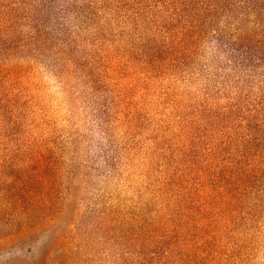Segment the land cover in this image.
<instances>
[{
  "label": "rangeland",
  "instance_id": "rangeland-1",
  "mask_svg": "<svg viewBox=\"0 0 264 264\" xmlns=\"http://www.w3.org/2000/svg\"><path fill=\"white\" fill-rule=\"evenodd\" d=\"M92 3L0 0V264H41L48 250L84 264H264V199L225 211L208 197L187 128L208 109L254 113L264 62L235 67L238 52L211 33L183 67H126L142 27L117 0ZM216 18L222 40L235 21L238 34L258 22L240 9ZM27 186L49 220L19 236L14 197Z\"/></svg>",
  "mask_w": 264,
  "mask_h": 264
},
{
  "label": "trees",
  "instance_id": "trees-1",
  "mask_svg": "<svg viewBox=\"0 0 264 264\" xmlns=\"http://www.w3.org/2000/svg\"><path fill=\"white\" fill-rule=\"evenodd\" d=\"M98 1L93 0L91 7L97 6ZM103 1L108 3L110 0ZM117 1L128 10L129 21L136 22V28L143 29L137 42L124 49L127 62H122V65L126 66L132 60L139 62L149 74L166 73L188 64L199 53L202 43L213 37L220 45L227 41L229 47L238 52V56L231 60L235 67L255 68L258 62H264L262 0ZM237 9L256 16V27H250L244 33L238 34L241 26L235 21L231 25L233 30H237L234 39L222 40L226 33L223 30L217 31V24L215 27L211 22L222 15L223 11ZM97 12L99 13L97 9H90L86 17L91 20L98 16ZM150 29H153V33L148 32ZM101 30L107 34L104 24L101 25ZM211 33L215 36L212 37ZM233 108L234 106H230V114L226 118L225 112L216 114L212 109L205 110V123L201 121L196 122L198 126L196 123L187 126L190 128V135H193L192 140H199L203 147L204 159L200 164L204 175H210L212 183V191L205 181L201 183L202 189L205 191L208 188V197L214 198L215 203L225 211L243 210L244 205L247 206L254 198V203L264 199V101H260L259 107L255 108L254 113H248L249 115L244 110ZM255 118L257 122L252 125ZM219 119L222 126L216 128ZM44 180L50 181L47 178ZM40 194L38 186H27L16 193L13 210L18 212L17 218H21L23 230L19 231V236L31 230L40 231L46 226L49 217L39 215L33 207L37 195ZM58 242L57 239L54 241L55 244ZM81 258L74 257L71 250L57 257L52 256L48 250L41 264H74L75 259ZM79 264H84L83 260ZM124 264L133 263L126 261Z\"/></svg>",
  "mask_w": 264,
  "mask_h": 264
}]
</instances>
